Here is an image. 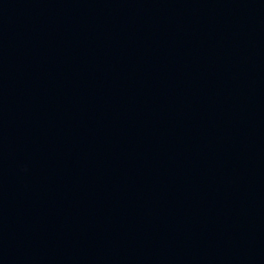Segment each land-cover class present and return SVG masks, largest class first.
Segmentation results:
<instances>
[{
	"label": "water",
	"instance_id": "1",
	"mask_svg": "<svg viewBox=\"0 0 264 264\" xmlns=\"http://www.w3.org/2000/svg\"><path fill=\"white\" fill-rule=\"evenodd\" d=\"M0 264H264V0H0Z\"/></svg>",
	"mask_w": 264,
	"mask_h": 264
}]
</instances>
